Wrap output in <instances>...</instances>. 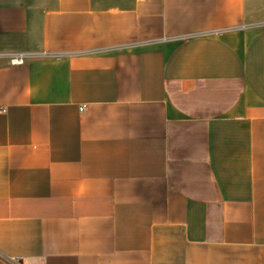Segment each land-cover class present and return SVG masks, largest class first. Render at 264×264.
Here are the masks:
<instances>
[{
    "label": "crops",
    "instance_id": "crops-1",
    "mask_svg": "<svg viewBox=\"0 0 264 264\" xmlns=\"http://www.w3.org/2000/svg\"><path fill=\"white\" fill-rule=\"evenodd\" d=\"M0 253L264 264V0H0Z\"/></svg>",
    "mask_w": 264,
    "mask_h": 264
},
{
    "label": "built area",
    "instance_id": "built-area-1",
    "mask_svg": "<svg viewBox=\"0 0 264 264\" xmlns=\"http://www.w3.org/2000/svg\"><path fill=\"white\" fill-rule=\"evenodd\" d=\"M36 56H38V55L26 53V52H18V53L8 54L7 58L9 59L11 64H23L28 59L34 58ZM84 107H85V105L81 106L80 109L83 110Z\"/></svg>",
    "mask_w": 264,
    "mask_h": 264
},
{
    "label": "trees",
    "instance_id": "trees-1",
    "mask_svg": "<svg viewBox=\"0 0 264 264\" xmlns=\"http://www.w3.org/2000/svg\"><path fill=\"white\" fill-rule=\"evenodd\" d=\"M1 254V253H0Z\"/></svg>",
    "mask_w": 264,
    "mask_h": 264
}]
</instances>
